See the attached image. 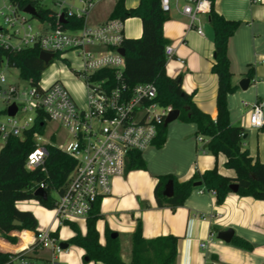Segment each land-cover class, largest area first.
<instances>
[{"label":"built area","instance_id":"obj_1","mask_svg":"<svg viewBox=\"0 0 264 264\" xmlns=\"http://www.w3.org/2000/svg\"><path fill=\"white\" fill-rule=\"evenodd\" d=\"M31 1L37 5L34 7L37 13L38 9L49 11L46 19L39 13L38 17L26 14V7L22 9L15 0H0V48L20 51L37 47L40 53L52 55V61L67 52L76 53L82 59V70L75 75L83 80L87 103L84 108L78 107L59 81L45 85L41 80L34 82L19 74L29 85L26 92H21L8 79L16 68L0 57V151L9 139L23 140L34 127L42 129L43 133H33L35 149L27 157L26 169L46 172L49 146L73 159L76 167L62 192L54 193L52 212L60 225L77 219L86 222L95 205L111 193L113 180L124 175L127 159L154 145L160 128L175 109L157 101L158 91L153 83L133 87L126 83L125 56L119 53L127 40L124 21L112 19L97 26L86 24V18L99 0H77V4L75 0ZM159 1L164 13H170L174 7L189 19L192 27L199 22L200 15L210 14L212 6V0ZM62 15L67 23L69 18L83 17L85 24L77 29L67 28V23L60 22ZM31 19L39 22L36 28ZM197 33L203 34L200 27ZM174 55V48L166 46L167 61ZM13 106L16 112L11 115L9 110ZM244 106L249 105L244 103ZM249 107L250 127L261 130L264 99ZM48 123L62 126L70 140L57 145L51 141L54 134L50 139L45 138ZM39 188L46 190V185L40 183L35 191ZM200 247L205 249L206 244ZM62 252L67 250L61 249L55 232L37 230L30 245L8 253L4 264H59L56 255Z\"/></svg>","mask_w":264,"mask_h":264},{"label":"crops","instance_id":"obj_2","mask_svg":"<svg viewBox=\"0 0 264 264\" xmlns=\"http://www.w3.org/2000/svg\"><path fill=\"white\" fill-rule=\"evenodd\" d=\"M115 1H97L100 5L95 3L86 24L97 26L108 21ZM139 3L140 0H125L128 9L138 7ZM214 5L216 12L226 20L241 22L228 43L232 82L237 87V91L228 97V109L232 126L243 128L247 136L243 148L249 151L250 157L264 164V131L250 127L249 109L244 114L240 110L235 112L230 102L236 94L245 92L239 88V83L248 78L246 74L251 68L253 78H249L250 87H257L254 103L264 99V0H215ZM168 16V21L163 25V34L168 45L174 48L175 55L167 61L166 74L170 78L182 75L183 91L192 96L199 110L215 120L218 113V81L212 73L215 47L209 14L200 15L199 22L193 27L189 19L174 7ZM198 27L202 35L197 33ZM142 33L139 18L124 21L127 39H140ZM258 87H261V95ZM244 103L249 106L254 104ZM198 137L196 124L179 122L171 125L170 130L166 131L163 147L150 150L146 160L143 159L145 170L130 169L127 165L124 175L113 180L111 193L100 203L103 217L96 223V229L102 246L105 244L106 228L118 234L124 262L131 260V236L140 222L142 236L147 241L167 236L179 239L176 264H264V201L230 193L224 204L219 206L215 194L201 186L195 188L185 204L175 210L158 207L154 189L160 176L170 174L178 182H185L196 172L204 173L217 168L220 175L235 178V172L225 166L226 156L221 153L212 155L207 150L208 139L203 137V141H200ZM198 141L202 142L201 145ZM16 207L33 214L38 222L37 230H52L56 222L54 214L48 216V210L37 201L18 202ZM228 229L234 231V237L249 242L252 250L247 251L232 242L219 240L218 233ZM23 232L31 233L34 238L35 232L14 231L10 236L17 237L18 244L13 245L3 238L0 241L11 248L20 247ZM81 232L83 235L86 233V222ZM73 236L71 230L70 238ZM202 243L206 244L205 249H201ZM77 249L73 258L65 259L64 264H103L84 261V251ZM0 251L11 253L17 250L0 248Z\"/></svg>","mask_w":264,"mask_h":264},{"label":"trees","instance_id":"obj_3","mask_svg":"<svg viewBox=\"0 0 264 264\" xmlns=\"http://www.w3.org/2000/svg\"><path fill=\"white\" fill-rule=\"evenodd\" d=\"M23 9L27 6L37 7L31 0H15ZM215 0H212L209 14L210 24L214 33V57L212 73L217 76L218 89L216 96L217 117L213 120L208 114L199 110L193 102L192 96L182 89L183 76L170 78L166 74L167 59L165 48L168 41L164 38L163 25L168 21V13H164L159 0H140L138 7L126 8L125 0H116L113 11L109 17L121 19L139 18L142 22V37L140 39H127L123 43L125 50L124 80L133 87L140 83H153L158 91L157 101L163 105H172L180 111L179 122L193 123L197 126V135L208 139L207 150L212 155L224 154L227 169L233 170L235 178L220 175L217 168L196 172L191 179L178 182L173 175L158 177L154 189V196L158 207H168L175 210L185 204L193 192L195 183H202L207 190L215 193L217 204L223 205L226 197L232 193L230 185L237 184V195L251 197L264 201V164L258 159L250 157L249 151L244 149L245 131L241 127L232 126L228 109V97L237 91L234 86L233 73L230 69L228 57V43L241 25L239 21L226 20L215 10ZM38 9V8H37ZM42 19L48 17V10L38 9ZM85 24V19L72 17L68 19L67 28L77 29ZM40 50L37 47L11 51L0 48V57L6 58L14 66L23 79L34 82L40 80L45 64L39 59ZM253 78V69L246 74ZM261 130L264 131V128ZM43 133L39 127H34L27 132L25 138H11L0 151V237L9 243L18 244V238L9 235L12 231L37 232L38 222L31 212L17 209L18 202L35 200L52 211L55 198L52 193H61L70 174L76 167V162L57 148L47 147L46 172L41 170L28 171L26 161L28 155L35 149L33 133ZM166 141V128L162 126L154 141V146L162 148ZM130 169H146L141 153L130 156ZM171 182L174 194L168 198L164 195L166 185ZM46 185L48 200L34 197L35 188L40 184ZM100 202L93 208L86 220V233L83 235L79 227L73 222H63L71 228L74 236L68 241L70 245L84 251L89 262L103 264H176L178 238L173 236L160 237L147 241L142 236V226L139 222L131 236V260L126 263L121 257L119 238L113 239L114 232L105 230V244L99 241L96 223L102 219ZM18 221L21 226H14ZM25 236H33L23 232ZM55 237L57 234L55 233ZM1 244H5L0 241ZM232 244L247 251L252 250V245L244 239L234 237ZM7 245V244H6ZM1 248V246H0ZM3 249V248H2ZM5 249H16L6 246ZM9 254L0 251V264H4Z\"/></svg>","mask_w":264,"mask_h":264},{"label":"rangeland","instance_id":"obj_4","mask_svg":"<svg viewBox=\"0 0 264 264\" xmlns=\"http://www.w3.org/2000/svg\"><path fill=\"white\" fill-rule=\"evenodd\" d=\"M75 2L77 4V0H75ZM96 4L100 5V2L98 3L96 2ZM26 17L30 19V17L28 16ZM30 22L34 28H36L39 25V22H37L35 19H31ZM81 70H82L81 57H79L76 53L67 52L63 54L62 57H57L48 66H46V69L43 71L40 80L45 85L51 84L56 81L61 82L71 93L76 105L78 107L84 108L87 103L86 91L84 88L83 80L77 78V76L75 75V72ZM12 74L13 75L9 76L8 78L9 81L12 82L15 86H17V88L21 92H26V90L29 89V85L19 77V71L17 69H14L12 70ZM260 88L261 87H258L259 95L262 94V90ZM256 93H257V87H255V85H252L247 91L243 92V94H236L233 98H231L230 102H232L234 111L236 112L240 110L243 111V114L247 113L248 109L250 111V107H245L243 103L244 102L254 103L256 99ZM176 123H179V120L169 124L166 127V131L170 130L171 125H175ZM53 134L55 135V138L51 139V141L52 143H55L57 145H63L70 140L67 131L62 126L56 123H48L44 136L45 138L50 139V136ZM200 137L202 136H199L197 139H199ZM198 143L199 145H201L202 142L198 141ZM155 148L156 146L153 145L149 147L147 150L143 151L142 158L146 160V156H148L150 150ZM129 163H130V159H127L128 166ZM52 197L55 198L56 194L52 193ZM51 215H52L51 211L48 210V216ZM73 222L79 227L81 231L84 230L85 228L84 220L77 219V220H73ZM51 231L57 234L59 244L68 243L71 236V228L69 226L67 225L60 226L59 222L56 221ZM12 232H10L9 235L12 234ZM20 239H21L20 247H16V250L26 248L32 240L31 237H27L23 234L20 235ZM0 246L1 248L5 249L7 245L0 243ZM77 250H78L77 247L69 244L68 254L62 252L61 254L56 255L57 258L59 259V263L64 264L65 259L73 258L74 253H76Z\"/></svg>","mask_w":264,"mask_h":264},{"label":"water","instance_id":"obj_5","mask_svg":"<svg viewBox=\"0 0 264 264\" xmlns=\"http://www.w3.org/2000/svg\"><path fill=\"white\" fill-rule=\"evenodd\" d=\"M24 12L26 14H29L31 15L32 17H38V13L36 12L35 8L34 7H31V6H28L24 9ZM60 22L62 24H66V20L64 19V16L62 15L61 18H60ZM119 53L122 55V56H125V50L122 48L119 50ZM52 58L53 56L50 55V54H47V53H44V52H41L40 55H39V59L40 61H42L45 66H48L51 61H52ZM250 84H251V80L249 78H245L243 80L240 81L239 83V88L242 90V91H247L248 88L250 87ZM16 112V108L13 106L10 110H9V113L11 115H14ZM179 116H180V111L179 110H174L166 119L165 123H164V127L166 128L169 124H171L172 122H175L179 119ZM246 135H244V139H246ZM202 186V183L198 182V183H195L194 184V188H198V187H201ZM230 191L232 193H237L238 192V185L237 184H232L230 185L229 187ZM174 194V187H173V184L171 182H169L166 187H165V190H164V195L168 198L172 197ZM34 197L36 198H39V199H42L43 201H47L48 200V193L46 190L44 189H37L35 192H34ZM14 226H21V223L18 222V221H15L13 223ZM218 239L225 242V243H231L234 239V231L232 229H228L226 231H222V232H219L218 235H217ZM112 238L113 239H116L118 238V234L117 233H113L112 235ZM60 247L61 249L63 250H68V247H69V243H61L60 244ZM85 261L86 262H89V259L88 258H85Z\"/></svg>","mask_w":264,"mask_h":264},{"label":"bare ground","instance_id":"obj_6","mask_svg":"<svg viewBox=\"0 0 264 264\" xmlns=\"http://www.w3.org/2000/svg\"><path fill=\"white\" fill-rule=\"evenodd\" d=\"M51 213H52V215H53V212H52V211H51ZM40 222H41V221H40ZM41 227H42V225H41ZM43 227H44V226H43ZM28 237H31V238L33 239V236H28ZM31 241H32V240H31ZM30 243H31V242H30ZM30 243H29V245H30ZM29 245H28V246H29ZM28 246H27V247H28ZM27 247H26V248H27ZM26 248H24V249H26ZM24 249H19V250H24Z\"/></svg>","mask_w":264,"mask_h":264}]
</instances>
